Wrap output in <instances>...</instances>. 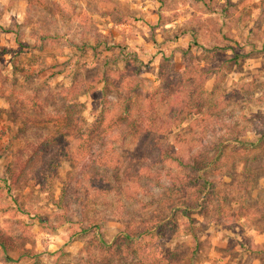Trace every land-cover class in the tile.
<instances>
[{"label": "rangeland", "instance_id": "rangeland-1", "mask_svg": "<svg viewBox=\"0 0 264 264\" xmlns=\"http://www.w3.org/2000/svg\"><path fill=\"white\" fill-rule=\"evenodd\" d=\"M68 90L79 118L125 126L108 140L121 146L120 178L65 211L55 202L70 164L39 178V162L26 164L58 134ZM188 94L202 111L172 120ZM216 143L204 207L195 188L166 191L169 171L189 170L166 148L186 162ZM163 221L146 261L264 264V0H0V237L11 244L0 264H117L100 240Z\"/></svg>", "mask_w": 264, "mask_h": 264}, {"label": "trees", "instance_id": "trees-1", "mask_svg": "<svg viewBox=\"0 0 264 264\" xmlns=\"http://www.w3.org/2000/svg\"><path fill=\"white\" fill-rule=\"evenodd\" d=\"M110 78L105 77L104 83L108 85L111 81ZM69 90L61 100L65 115L61 116L63 125L59 128L58 134L43 143L37 153L26 164L27 167H30V163L39 162L38 168L34 170L38 178L44 175L43 171L56 173L63 162L70 164L72 170L68 173V178L63 181L61 197L55 202L56 206L65 211H70L72 204H77L82 209L88 207L89 202L93 203L107 193V191L103 193L105 191L103 182H109L110 180L111 183L114 178H120L118 168L119 163L122 161L121 146L111 144L108 140L119 133L116 130L118 127L125 126L122 123L124 117L119 115L110 116L107 120V115L101 113L100 119L95 122H87L83 118H79L78 115L82 114L83 108L80 107L74 96L73 99L71 98V91ZM133 93L132 90L126 99L131 100ZM179 102L178 106L172 105L170 109L169 116L174 121H183L191 112L200 113L204 107L203 102L195 100L191 94H188L186 99H181ZM126 107L123 112H131L129 107ZM71 112H73V116ZM132 126V129L126 127L125 132L132 133V137L136 138L142 130L141 124L133 122ZM71 139L78 140L75 150H71ZM251 146L253 147V144ZM222 147L223 143L209 146V149L215 150L212 154L209 151L204 152L203 149H200L186 162L181 155L176 154L174 151L171 152L170 147L166 148L164 150L166 159L170 157L175 162L179 161L183 169H189L185 173L169 171L170 183L166 185L168 188L166 191L174 190L177 193L186 194L189 189L195 188V193L198 194L199 198L197 204L204 207V202L212 193V181L205 176V172L217 166L222 155ZM32 169L35 168L32 167ZM159 175L153 177H159ZM140 177H142L140 174H132V181L140 183ZM132 181L131 183H134ZM153 188H146L145 192L151 193ZM153 201L152 198L146 205H153ZM83 215H85V211H83ZM162 223L164 221L158 224L146 225L142 228L131 227L113 241L100 240V243L108 251L110 258H117V264H120L123 260L121 258L127 257V254H132V259L130 262L125 260L127 263L124 264H162L163 260L159 257V252L157 254L155 251H153L154 255L151 261H146L150 257L148 253H150L153 243L155 244L159 239L158 237L165 233V226ZM95 225L99 224L95 223ZM0 245L4 251L10 250L11 244L8 239L0 237Z\"/></svg>", "mask_w": 264, "mask_h": 264}]
</instances>
